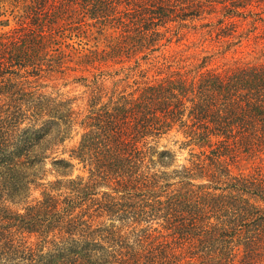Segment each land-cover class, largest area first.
<instances>
[{"label": "trees", "instance_id": "16d2710c", "mask_svg": "<svg viewBox=\"0 0 264 264\" xmlns=\"http://www.w3.org/2000/svg\"><path fill=\"white\" fill-rule=\"evenodd\" d=\"M28 2L34 28L0 38V264H264V62L221 68L214 54L154 55L173 27L178 35L217 7L229 19L218 20L217 37L199 26L210 41L237 43L260 24L264 38V0ZM80 17L117 31L101 56L82 55L95 69L73 79L89 88L84 110L38 82L81 64L56 46L62 25L45 29ZM140 53L152 77L137 59L113 71L95 64ZM173 129L188 164L159 149ZM242 159L259 162L234 172Z\"/></svg>", "mask_w": 264, "mask_h": 264}, {"label": "rangeland", "instance_id": "374dc122", "mask_svg": "<svg viewBox=\"0 0 264 264\" xmlns=\"http://www.w3.org/2000/svg\"><path fill=\"white\" fill-rule=\"evenodd\" d=\"M29 0H21L19 3L15 4L10 0H0V38L5 37L7 33H10L12 29L24 26L26 28H34V23L31 20V8H29L28 2ZM261 7V8H259ZM264 9V3H261L257 10L261 11ZM262 17L264 18V12L262 13ZM229 19L223 15L220 7L212 8L202 14L200 18H197L196 21L190 22L186 21L188 27L180 28L179 34L174 35L176 29L172 28L170 33H166V37L171 38V42L167 43L162 49L158 52H155L154 55L157 56L156 60L162 62V57L166 56L168 59L171 56H174L176 53L182 54V57H189L194 61L196 58H201L204 55L214 54L213 65H219L223 68L226 65H233L235 62L237 63H245V62H264V38L263 33L260 28L255 30L254 32H248L244 34L237 41L235 38H229L226 43L215 42V39L210 41L207 39L205 35H202L201 31L206 28L212 29L213 33L211 35H215L216 31H218L214 27H218L217 24L219 19ZM235 19V21H238ZM36 21V20H35ZM78 21V22H75ZM226 22H229V20ZM59 23L61 26L60 32L56 39L58 40V44L56 46H60L64 53H69V56L72 58L71 60L67 59V63L75 67V62L78 61L79 57L83 58V54L89 51H98L100 52L99 56L102 55L101 50H105L108 44L110 43L111 36H115L117 31L113 29L108 23H99L90 19L78 18L74 20L73 24L68 23L62 20H56L53 23H47L45 26L46 30L55 29ZM174 22L169 24L170 27L174 26ZM201 24H210L211 27L200 28ZM237 30L245 31L248 29V22H238ZM29 25V26H28ZM78 25V26H77ZM196 26V29L193 26ZM173 32V35L171 33ZM262 34V35H261ZM181 38L177 41V38ZM216 36V35H215ZM257 36V37H254ZM217 37V36H216ZM206 38V40H204ZM220 44V45H219ZM222 47V52L219 53V49ZM143 53L137 54L135 57L131 58L129 61H126L123 64H111L107 61L101 59L100 62L95 61V64H99V70H108L113 71L115 69H119L121 67H126L128 65H134L135 61L139 62L141 68H147L149 71L147 72L148 77H152L154 75L155 69L151 68V64H147L145 59H141L140 56ZM79 55V56H78ZM83 55V56H82ZM193 57V58H191ZM92 59V58H91ZM80 61V60H79ZM151 61V60H150ZM158 62V63H159ZM195 62H198L195 60ZM80 65L75 67V70L67 69L65 71V75L62 76L59 73H54L49 79H39V83L42 85V89L47 92H52L53 94L61 93L68 97H75L76 100L74 102V106L76 110H84L86 108L87 98H88V89L86 86H83L82 81L74 82L73 79L75 76H85L88 79H91L90 74L95 71L92 68L89 62H86L85 59H82ZM211 67V63L209 64ZM98 70H96L97 72ZM126 72V70L124 71ZM131 75V74H130ZM123 76V73L119 75V77ZM118 78V76H116ZM133 78H138V75L131 76L127 79L126 82L130 83ZM108 87H111L110 79L105 80L104 82ZM124 84H120L119 88L124 87ZM81 128L77 127L72 135V139H69L64 142L63 146L65 149H69V147L76 142L79 137ZM185 140L183 134L180 131H176L173 129L167 135L163 136L159 141V149L163 147L170 149L174 153V165L188 164V159L190 158L189 149L180 148L179 145L181 141ZM61 149V147H60ZM198 151V149H195ZM61 156H67L66 153ZM258 159L246 160L242 159L237 166L231 165L234 172H237L239 169L248 171L250 170L254 164L258 163ZM50 163L48 162L46 167H49ZM79 166L76 165V169L74 171V175L79 173ZM49 178L52 179L53 176L49 175ZM198 182V181H195ZM33 196H37V192L33 194Z\"/></svg>", "mask_w": 264, "mask_h": 264}]
</instances>
